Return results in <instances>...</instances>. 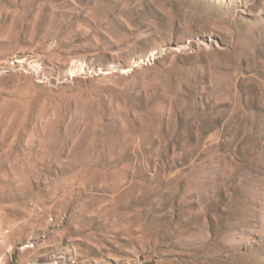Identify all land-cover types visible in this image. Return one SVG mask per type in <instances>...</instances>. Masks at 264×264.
Instances as JSON below:
<instances>
[{
    "label": "rangeland",
    "instance_id": "obj_1",
    "mask_svg": "<svg viewBox=\"0 0 264 264\" xmlns=\"http://www.w3.org/2000/svg\"><path fill=\"white\" fill-rule=\"evenodd\" d=\"M0 264H264V0H0Z\"/></svg>",
    "mask_w": 264,
    "mask_h": 264
}]
</instances>
